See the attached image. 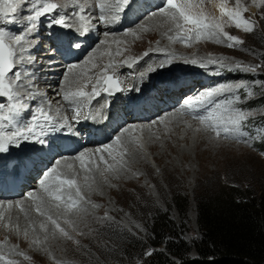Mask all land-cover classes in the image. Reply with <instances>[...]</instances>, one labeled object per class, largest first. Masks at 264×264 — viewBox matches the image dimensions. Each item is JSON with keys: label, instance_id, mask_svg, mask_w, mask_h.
Wrapping results in <instances>:
<instances>
[{"label": "bare ground", "instance_id": "6f19581e", "mask_svg": "<svg viewBox=\"0 0 264 264\" xmlns=\"http://www.w3.org/2000/svg\"><path fill=\"white\" fill-rule=\"evenodd\" d=\"M55 3L61 5V10L64 12L76 10V5L73 4L71 0H63L61 2L56 1ZM78 3L84 4L85 11L80 13V15H83L85 20L80 21L79 16H76L71 22L77 27L90 26L91 34L88 35L89 38H91L90 36L94 34L102 33V36L105 37L107 41L106 48L104 50H100V52L99 50H96L97 53L94 52L95 54L87 59L89 60L91 58L92 63L98 65L96 68H92L91 64H85V61H77V63L75 59L79 57V55L74 54V52H70L68 55L66 54L67 56L65 55L67 59L65 62L58 59H55L54 61H48L46 59L48 61L46 63L47 67L46 65L43 67L36 65L33 55L36 51L35 44L37 43V39L39 41L43 32H36L35 35H38L36 36L37 39H32L34 47L31 48V50L33 49V52L30 53L33 57V62L28 64L29 67L26 65L27 73L25 74L24 82L29 83L27 75L34 73L30 83V88L36 93V98L41 100L40 104L48 102L51 104L53 110L60 108L62 115H66L68 117L70 126L57 128L55 131L51 128L46 129L47 135L41 136V139L45 140L48 135H53L52 138L50 137L51 139L47 140V143H45L46 147H42L40 150H36V148L30 146L31 148L29 150L33 153L31 155L29 154L26 156L25 154L24 156H21V158H17L19 154H16V146H11L8 152L0 153V256L5 257V260H0V264H6L7 260L14 261V259L17 258L16 256L9 254L10 252L17 250L14 249L10 243L1 241L2 236H5L6 234L11 238V241L18 239V242H23V245H28L30 243L28 251L37 255L43 253L44 250L46 251L48 248L57 249L64 246L62 243L63 239L58 233L55 237L49 234L48 239H44L45 234L39 228V222L45 218L39 216V214L35 211L36 202L28 195L29 193H32L34 196L43 197L46 202L49 200L43 191L40 181L44 179L43 176H45V174L52 167H56L58 171L64 172L66 171L64 166L67 163L73 164V171L78 174V183L81 185H84L85 183L84 176L88 175L90 177L88 183L91 184L92 190L88 187L82 188L85 201H91L94 204H97V202H103L104 206L101 210L106 208L104 210L117 217L123 215L126 208H128L126 202L122 199L123 194L127 195L129 193V191H127V187L136 185L137 182L143 178V176H146L152 182L157 184L156 171L154 166L151 164L152 162L156 167L160 168L164 174H166L169 169H175L179 165H181L185 171L188 166L187 163L192 161V157H194L200 167L204 165L205 161L209 157L214 159L212 153L216 150L221 151V149H224L226 146L225 143L229 141V139H225L223 135L220 138H216L215 133L211 129H206L205 125H202L198 120L193 119L192 115L187 111L185 104V101L188 98L196 97L199 93L208 89L206 83L213 84L214 87L223 84L221 82L222 79L220 78V73L218 74V70H215L216 66L208 65L211 69L204 72H201L197 68L196 70H191L192 72L194 71V73H190V71L187 70L189 71L187 72L189 75L187 74L186 76L185 74H173L169 77L170 79L167 82V85L169 86L158 87L154 92L147 94V98L144 100H137L139 97L133 96L134 91H142L143 87L141 88V85L145 83L144 81H146V79L149 81L151 73L156 71V69L160 70L162 68L160 67L161 62L169 57H174V59L172 58V62L176 59V61L185 62V60H190L192 58H196L197 60L205 58V56H202L201 54L199 55L196 52H191V54L189 53V55L183 57L182 54L185 53V51L181 50L186 48L190 49L193 45L182 42L179 39H175L178 31L175 28V25L172 22L167 21L166 18L158 12H156V15L150 14L145 18L143 23L138 25V30H136L135 36H125V42L122 50L127 49V51L122 52V55H115L117 49L119 48L114 46L117 38L113 37L112 31L118 27L119 23L124 24L129 21V15H131V12L137 14L136 17L138 19L145 9L150 10L155 8L157 3L154 0H139L137 3V6L139 7L138 10L134 9L131 12L119 13L118 19H116L115 22L109 23H105L97 19L99 15L100 0H78ZM214 8L218 9L216 5H214ZM116 9V0H106V13L109 21H111V17L113 15H117ZM63 35L64 36H59V40L64 41V43L59 42V49L65 48V42L69 41L70 38H73V33L71 31H69L68 34ZM147 36L149 38L156 37L157 40L154 42L153 46L142 49L143 51H141L142 47H147ZM169 36H172L174 39L169 40ZM55 37L56 34L54 39ZM202 40H206V42H208L207 39ZM192 42L199 43L201 40H193ZM175 47H179L181 50L174 51L176 50ZM82 49L83 48H81V50ZM107 52H111L113 55L109 56L107 55ZM145 52L148 53L147 56L144 55ZM44 53L41 52L40 54H37L45 55ZM27 54L28 53H25V55ZM164 55H166V57L160 59V57ZM137 58H139L138 62L132 63ZM125 60L132 63V66L128 67L125 65L123 63ZM110 62L115 63L117 67L109 69L108 74H112L115 77L122 76L123 80L127 84L125 87L122 86L124 89L123 94L126 95V97L123 101L116 99L115 102L112 103L110 102L112 100H109L108 96L102 89H100V93H104V98L99 101L94 100L95 104H93V106H91L90 103L82 106L80 110V122L77 124L78 127L75 128L76 123H72L74 113L68 103L62 99L63 92L66 90L64 79L60 85L61 87L56 84L62 78L65 71L64 69L69 68L73 64L78 65V67L73 69L72 72L67 70V73L65 74L66 76L71 78L74 73H79L83 70L87 71L88 75L94 80V75L96 77L97 74L96 72L103 70ZM56 63H62L64 65H54ZM138 63H144L148 66H146L144 70L141 69V72L137 71L134 76L127 77L129 72H124L125 74H122V69L124 68L137 70L136 67H139V65H137ZM41 73L44 75L41 76ZM99 74H101V72H99ZM120 77L119 80L121 81ZM86 82L87 78L79 81L81 86H83ZM93 82L94 81H92V83ZM163 82H165V80ZM219 82L221 83L218 84ZM92 83L87 85V88L85 89L86 91H91ZM38 86H40V88ZM46 89H49V91ZM187 89L190 90V92L185 95L184 104L182 106L180 105L179 109L174 110V108H176L174 106L177 105V98L180 96L182 91ZM57 93H60V95H57ZM128 94L131 95L129 96ZM97 97L99 96H94L93 98L95 99ZM28 101L26 100V102ZM124 103H126V106ZM155 113L163 116L159 117L160 119H158V115L153 118V114ZM200 114H205V112L201 111ZM148 116L152 117L149 119H155L151 124L143 121V119L145 120ZM65 129L71 130L72 133L80 130V134L77 139L78 141L74 140L73 143H69V137H61L60 135ZM125 129L128 131L125 132ZM194 129L197 131V140H194L193 137V132L195 133ZM11 130L13 129H5V131ZM115 131L117 132L115 133ZM113 135L115 136L114 140H109ZM117 136L121 137V142L128 148V154L124 157L128 170L115 175L105 172L104 175L108 178L107 182H105L104 178L99 175V170L92 173H85L80 166V162L76 160L75 157L80 152H84L88 155L90 160L96 161L100 166L101 162L99 161V155L101 153L97 152V149H102L105 145L110 143L115 145V138ZM194 142L195 145L192 144ZM24 144L41 145V143L35 139L21 141L19 146ZM51 144L53 147H49ZM140 144H143V148L139 147ZM192 145L194 148H192ZM147 149L149 150L148 152ZM104 155L105 159L108 160L109 163H113L107 153H104ZM57 160L59 161V165L55 163ZM205 165L207 167L208 164ZM105 167L106 166L103 164L100 166V169H104ZM42 174L44 175L42 176ZM110 185H114V187ZM26 187L28 188L24 191V188ZM25 192L27 195L24 198L21 197V194ZM110 195L115 196L122 204V208L120 210L116 209L113 205L115 203L112 204L109 202L108 197ZM10 204L11 206H9ZM54 204L55 202H51V214H53L54 218H58L59 222L60 220L64 221V217L59 215V213L62 212V209H56ZM80 206L87 207L89 209V214L81 212L77 216H70L69 219L74 220L75 225H83L86 222H90L91 225L95 227L97 220L99 219L97 214L98 212L96 210H100V207L93 209L91 204L83 202ZM21 208H23L24 211H21ZM25 212L28 213L27 218L25 216ZM4 223H9L10 227L4 226ZM52 227L53 226L49 224L50 232ZM25 231L28 232L27 236L24 235ZM37 240L41 242L36 243L35 241ZM23 257L20 258L22 259Z\"/></svg>", "mask_w": 264, "mask_h": 264}, {"label": "rangeland", "instance_id": "374dc122", "mask_svg": "<svg viewBox=\"0 0 264 264\" xmlns=\"http://www.w3.org/2000/svg\"><path fill=\"white\" fill-rule=\"evenodd\" d=\"M53 1L61 2L63 0ZM154 1L157 3L155 8L150 10L145 9V11L141 13L140 17H138V19L136 17L137 14L131 12L130 14L132 15V17L131 15H129V21L125 22L124 24L119 23L118 27L114 29V31H112L113 37L117 38V40H115L116 43L114 44L115 47L122 50L125 42L124 37L133 36L131 33H136V30H138V25L143 23L146 17L152 14V12H158L157 6L162 3V0ZM219 2L220 0H203L202 6L205 15H208L209 17L214 16L219 18L221 15L218 8ZM239 4L242 9H247V11H243V16L245 18L251 19L252 21H255L256 23L254 24L253 32L248 33L244 32L241 28H237L234 22L228 20L227 16L223 17V20L227 21L224 30L231 35L237 36L244 42L238 48H229L226 45L216 44L209 40L208 42H206V40L201 39V42L199 43H195L192 41L189 42L191 45H193V47H191L190 49L186 48L184 50H181V48L175 47L176 50H173L185 51V53H181L183 57L189 55V53L191 54V52H196L199 55L201 54L202 56H205V58L209 56H211L212 58H222L225 60V62L235 61L251 65H264V6H261L259 4V0H239ZM81 5L84 6V4L82 3ZM214 5H216L218 9L214 8ZM227 6L229 8L235 7L236 0H228ZM135 9L138 10L139 7L136 5ZM56 12H59L61 15H65L68 13L70 15L72 13V11L64 12L61 9H57ZM55 14L56 13L54 12L52 15ZM51 18L52 16L48 17L49 20ZM41 20L36 32L42 31L43 33L39 41L36 38V36L38 35H35L37 43L35 44L36 51L33 54L34 62H36V65L43 67H45L46 63L49 60L54 61L55 59H58L65 62V60H67L65 55H62L63 53H61V50L57 48L60 47L59 42H61L59 40V36L68 34L70 30L61 28L60 26H53L50 29L47 27V20H45L43 17L41 18ZM20 23L23 24L24 21L21 20ZM55 34L56 37L54 39ZM90 37L91 38H89L88 36L86 40L82 41V50H74V54L79 55V57L75 59L76 62H84L89 57L97 53L96 50H99L100 52V50H104L106 48V44L101 43V41L106 40V38L102 36V33L94 34ZM156 40V37L149 38L147 36V47H142L141 51H143L142 49L153 46ZM67 42L68 41L65 42V45L67 44ZM32 50L30 49V52H33ZM126 51L127 49L122 50V52ZM41 52H45V55H39ZM165 57L166 55L161 56L160 59ZM172 58L174 59V57ZM176 60H174L170 64L165 65L160 70L156 69V71L151 73L149 81L148 79H146V81H144L145 83L141 85V88L143 87L142 91H134L133 96L139 97L137 100H144L145 98H147V94L154 92L158 87L169 86L167 85V82L170 79L169 77L173 74H185L186 76L187 74L189 75V73H187L189 71L190 73H194V71L192 72L191 70H196V68L201 72L211 69L209 66H207L206 68H202L197 64L185 63ZM143 64L144 63H138L137 65H139V67H136L137 70L124 68L122 69V74H125L124 72H129L130 75L128 74L127 77L134 76L137 71L141 72L145 69L146 66H148L145 65L146 62L144 65ZM54 65L64 64L56 63ZM212 66H216L215 70H218V74L220 73V78L222 79L221 82L223 84L243 83L246 88L249 85L251 86L253 94L248 96L247 99H242L241 101V105L244 107V109L250 111L251 114L250 119L247 123V128L242 129V131H249V136L241 137L238 140L229 139V141L225 143L226 146L224 147V149H221V151L216 150L214 151V153H212L214 159L209 157L205 161L204 165L200 167L194 157H192V161H189V164L187 163L188 166L185 171L183 170L182 166L179 165L175 169H169L168 172L164 174L163 171L160 168L156 167L152 162L151 164L152 166H154L156 171L155 173L157 184L152 182L146 176H143V178L138 181L136 185L127 187V191H129V193L127 195H121L122 199L126 202V205L128 207L124 211L123 215L115 217L112 215V213H108L106 210H104L106 208H103V210H101L104 206L103 202H97V204L100 205V210H96L98 212L97 214L99 219L97 220L95 227L91 225L90 222H86L83 225L74 224L72 229L67 225L65 226L63 221L60 220L61 226H64L74 238L73 240H68L60 236L63 239L62 243L64 246L62 248H48L46 249V251L48 250L47 252L44 250L43 253L37 255L33 254V252L28 251L30 243L28 245H23V242H18V239H16L15 241H11V238L7 234L5 236H2L1 241L10 243L14 247V249L17 250L9 253L17 257L14 259L16 264H146L144 259L149 256L146 254L148 251L152 252L154 250H163V246L154 249L151 245H149L148 241L149 237L151 236L150 229L152 222L155 216H157L158 212L168 213L169 218L175 224L181 225L182 237L188 243L192 244L193 241L196 240L201 234L197 224V197L217 193L222 190L233 191L234 189L246 191L247 193H253L264 187V143L260 142V137L264 136V88H261L259 84L253 83V79L264 82V72L258 71L256 73H240L222 69L217 65ZM25 67L27 68L26 65ZM67 69L68 68L64 69L65 71L62 75V78L60 77L61 79L56 84L57 86H60L63 82L64 76H66L65 74L67 73ZM99 72H102V70L96 73L99 75ZM42 73L41 76L44 75H42ZM97 74L96 77L94 75V80L92 79V81H94L93 83H95L96 81V78L98 76ZM116 77L119 79L120 76ZM120 78L121 87L127 86L122 76ZM164 80L165 82H163ZM221 82H219L218 84H220ZM206 85L208 89L214 87L213 84L206 83ZM38 87L40 88V86ZM46 90L49 91V89ZM245 90H241L240 92L242 97ZM103 92L98 95L99 97L95 99L92 98V100L89 102L91 106L95 104L94 100L99 101L104 98ZM189 92L190 90L188 89L182 91L180 96L177 98V105L174 106L176 107L174 108V110L179 109L180 105L182 106L184 104L183 102L185 101V95ZM128 95L130 96L131 94ZM107 96L109 100H112L110 101L112 103L115 102L116 99H118L119 101H123L126 97V95L123 94V91ZM40 101V99L36 98L35 100L29 99V101L26 102L31 106V111H25L24 113H22L24 117H28H26V120L31 119L32 112L35 111L36 107L40 104ZM0 102L5 103L6 107L9 103L6 98H4ZM124 104L126 106V103ZM157 115V113L153 114V118H155ZM161 116L163 115H158V119H160L159 117ZM149 118L152 117L148 116L145 120L143 119V121L151 124L155 120ZM72 123L75 124L76 122L73 121ZM77 124L78 123L75 124V128L78 127ZM70 131L71 130L69 129H65L62 131V134L59 135L61 137H69V142L73 143L74 140L78 139L80 130L73 133L72 131ZM194 131L195 133L193 132V137L194 140H197V131L196 129H194ZM116 132L117 131H115V133ZM52 136L53 135H48L45 138V143H47V140H50ZM114 137L115 136L113 135L110 137V139L108 137V139L112 141L114 140ZM245 140H247V142H245ZM45 143L44 145L24 144L22 146H18L16 148V154H19L17 158H21V156H24L25 154L26 156H28L29 154H33L29 150L31 147L36 148V150H40L42 149V147H46ZM192 144L195 145V142ZM49 147H53V145L51 144V146ZM192 148H194V146ZM148 151L149 150L147 149V152ZM214 161L216 162V165ZM100 164V166L103 165L102 162ZM205 164H208L207 167ZM43 175L44 174H42V176ZM27 188L28 187L24 188V191ZM26 195L27 193L25 192L21 194V197L24 198ZM173 196L187 198L188 209L186 219H183L181 214L177 210L173 202ZM108 200L112 204L115 203L113 205L116 207V209L120 210L122 208V204L119 202V200L116 199L115 196L110 195L108 197ZM105 214H107V216L111 219H105ZM3 225L10 227L9 223H4ZM190 255L195 256V251H191ZM20 257L23 258L21 259Z\"/></svg>", "mask_w": 264, "mask_h": 264}, {"label": "snow or ice", "instance_id": "6c2138e0", "mask_svg": "<svg viewBox=\"0 0 264 264\" xmlns=\"http://www.w3.org/2000/svg\"><path fill=\"white\" fill-rule=\"evenodd\" d=\"M71 2L76 5V10L72 11L70 15H61L56 10L61 9L62 6L53 2V0H0V101L6 98L9 102L7 107L5 103L0 102V153L8 152L11 146L18 147L21 141L35 139L44 144L45 140L41 139V136L47 135L46 129L51 128L55 131L57 128L70 126L68 117L62 115L61 109L53 110L48 102L39 104L32 112L30 120H26L22 113L31 111V106L26 103V100L36 99V93L30 88L34 73L27 76L29 83L24 81L27 73L25 65L33 62L30 49L34 47L32 39L35 38L41 18L47 20V27L50 29L53 26H60L73 33V38L67 42L64 49L67 52L81 49L82 41L91 34L90 26L77 27L71 22L76 16H79L80 21L85 20V17L80 15L85 11L84 6L79 4L78 0H71ZM227 2L228 0H220L218 8L221 15L219 18L205 15L202 6L203 0H162V3L157 6V11L167 21L175 25L178 30L175 39L185 43L207 39L216 44L226 45L229 48H238L244 42L224 30L227 21L223 20V17L227 16L228 20L234 22L237 28H241L248 33L253 32L256 22L243 16V11H247V9L241 8L239 0H236V6L232 8L227 6ZM137 3L138 0H116L117 15H113L111 21H109L106 13V0H100L97 19L105 23L115 22L119 13L133 11ZM259 4L264 6V0H259ZM54 12L56 14L52 15ZM156 14V12L152 13V15ZM49 16H52L50 20L48 19ZM21 20L24 21L23 24L20 23ZM131 34L136 35L135 32ZM168 39L173 40L174 38L169 36ZM101 43L106 44L107 41H101ZM25 53L28 54L25 55ZM107 55L112 56L113 53L107 52ZM115 55H122V51L117 49ZM144 55L147 56L148 53L145 52ZM138 59L132 63L138 62ZM171 62L172 57H169L161 62L160 67H164ZM84 63L91 64L92 68L98 66L92 63L91 58ZM123 63L128 67L132 66V63L127 60ZM185 63L198 64L202 68H206L208 65H217L222 69L240 73L264 72V65H251L235 61L225 62L222 58H212L211 56L200 60L192 58L185 60ZM77 67L78 65L73 64L67 70L72 72ZM115 67L117 65L113 62L106 65L101 74L97 76L95 83H92V77L88 75V72L83 70L74 73L71 78L64 77L66 90L63 92L62 99L71 107L74 113V122H80L82 106L89 103L94 96L100 95V89L109 94H112L113 90L117 92L124 91L121 87V81L114 75L108 74L109 69ZM84 78H87V83L81 86L79 81ZM89 83H92L90 92L85 90ZM253 83L264 88V82L262 81L253 79ZM241 90H245L243 97L240 94ZM252 94L250 85L246 88L243 83H225L206 89L196 97L188 98L185 104L193 119L205 125L206 129H211L216 138L223 135L225 139L238 140L241 137L249 136V131H242V129L247 128L251 114L250 111L244 109L241 101ZM57 95H60V93H57ZM201 111H204L205 114H200ZM6 128L13 130L5 131ZM127 131L125 129V132ZM115 141V145L110 143L102 149H97V152L101 153L99 161L106 166L104 169H100L99 164L94 160H90L84 152H80L75 159L80 162V166L85 173L99 170V175L107 182L108 178L104 175L105 172L115 175L128 170L124 160V157L128 154V148L121 142L120 136H117ZM260 142L264 143V136L260 137ZM139 147L143 148V144H140ZM104 153H107L113 163H109L105 159ZM55 163L59 165L58 160ZM64 167L66 169L64 172L52 167L45 174L44 179L40 181L44 193L49 198L47 202L43 197L34 196L32 193L28 194L36 202L35 211L39 216L45 218L39 222V228L45 234V240L48 239L49 234L55 237L57 232L68 240L74 239L69 231L61 226L59 219L54 218L51 214V202H55L54 207L56 209H62L59 215L64 217L63 223L69 228L75 224L74 220L69 219L70 216H77L81 212L89 214L87 207L80 206L82 202L91 204L93 209L100 207V205L91 201H85L82 188L88 187L92 190L91 184L88 183L90 177L85 175V183L81 185L78 183V174L73 171V164L67 163ZM110 186L114 187V185ZM21 211H24V209L21 208ZM25 216L27 218V212H25ZM104 218L111 219L107 214ZM49 224L53 226L51 232ZM24 235L27 236L28 232L25 231ZM35 242L40 243L41 241L37 240ZM146 254L151 255L152 252L148 251ZM0 260H5V257L0 256ZM6 264H16V262L7 260Z\"/></svg>", "mask_w": 264, "mask_h": 264}, {"label": "trees", "instance_id": "16d2710c", "mask_svg": "<svg viewBox=\"0 0 264 264\" xmlns=\"http://www.w3.org/2000/svg\"><path fill=\"white\" fill-rule=\"evenodd\" d=\"M173 202L186 219L187 198L173 196ZM196 202L200 236L188 243L182 226L158 212L148 241L163 250L152 251L146 264H264V187L253 193L222 190Z\"/></svg>", "mask_w": 264, "mask_h": 264}, {"label": "water", "instance_id": "95a60500", "mask_svg": "<svg viewBox=\"0 0 264 264\" xmlns=\"http://www.w3.org/2000/svg\"><path fill=\"white\" fill-rule=\"evenodd\" d=\"M114 91V90H113Z\"/></svg>", "mask_w": 264, "mask_h": 264}]
</instances>
